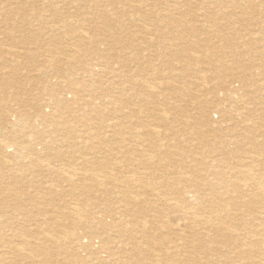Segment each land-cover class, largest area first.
<instances>
[{
	"label": "bare ground",
	"instance_id": "6f19581e",
	"mask_svg": "<svg viewBox=\"0 0 264 264\" xmlns=\"http://www.w3.org/2000/svg\"><path fill=\"white\" fill-rule=\"evenodd\" d=\"M5 3L0 264H264V0Z\"/></svg>",
	"mask_w": 264,
	"mask_h": 264
},
{
	"label": "rangeland",
	"instance_id": "374dc122",
	"mask_svg": "<svg viewBox=\"0 0 264 264\" xmlns=\"http://www.w3.org/2000/svg\"><path fill=\"white\" fill-rule=\"evenodd\" d=\"M5 1H6V0H0V2H1L0 6L5 5V4H6ZM2 4H3V5H2ZM11 6H15V5H11ZM20 71H22V69H21Z\"/></svg>",
	"mask_w": 264,
	"mask_h": 264
}]
</instances>
